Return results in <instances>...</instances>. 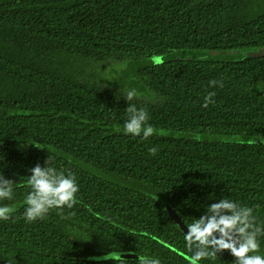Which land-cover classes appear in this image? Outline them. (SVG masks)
<instances>
[{
  "label": "trees",
  "instance_id": "obj_1",
  "mask_svg": "<svg viewBox=\"0 0 264 264\" xmlns=\"http://www.w3.org/2000/svg\"><path fill=\"white\" fill-rule=\"evenodd\" d=\"M249 51H264V0H0V172L16 182L0 201L14 209L0 264H117L111 252L187 264L169 209L186 230L221 198L264 221V57L235 55ZM173 52L194 55L152 61ZM114 59L147 61L136 88L158 101H133L156 130L147 140L123 132L125 94L88 76ZM49 156L76 175L75 216L27 223L28 176ZM218 255L200 264H234Z\"/></svg>",
  "mask_w": 264,
  "mask_h": 264
},
{
  "label": "clouds",
  "instance_id": "obj_2",
  "mask_svg": "<svg viewBox=\"0 0 264 264\" xmlns=\"http://www.w3.org/2000/svg\"><path fill=\"white\" fill-rule=\"evenodd\" d=\"M209 85L220 88L224 86L222 81L216 80L209 81ZM214 96V92H209L204 97L202 106L207 108L209 104H214ZM136 98V89L126 91L128 106L125 109L127 119L123 132L125 135L147 140L156 130L148 123L150 117L147 109L137 108L133 102ZM149 153L155 156L157 148H149ZM45 165L42 167L37 164L28 176L30 191L25 197L26 207L23 213L27 223L44 220L51 210H58L57 214L63 219L75 216V212L64 215L65 209H73L78 203L77 193L80 189L75 173L58 170L52 165L51 156L45 161ZM15 184V181L6 179L0 172V201L13 199ZM205 207L203 215L186 224L184 241L187 252L190 253L185 256L187 264H200L203 260L215 261L219 258L218 254L225 251L235 258L234 264H264V255L259 254L258 239L264 236V221H258L253 207L225 198ZM13 212L14 209L7 205L0 206V221H9ZM106 259H112L117 264H128L117 252L109 253ZM136 264H161V260L138 255Z\"/></svg>",
  "mask_w": 264,
  "mask_h": 264
},
{
  "label": "rangeland",
  "instance_id": "obj_3",
  "mask_svg": "<svg viewBox=\"0 0 264 264\" xmlns=\"http://www.w3.org/2000/svg\"><path fill=\"white\" fill-rule=\"evenodd\" d=\"M254 52H239L235 55H240L243 58H250L253 56H258ZM261 53V52H260ZM194 53L189 52H173L169 56H163L162 58H152V61H161L162 59H167L171 57L173 60L187 59L190 56H193ZM225 54H219L218 56L211 58L224 59ZM156 61V62H158ZM147 64L146 60L139 59H114L107 60L103 62H89L87 65V73L90 78L97 81L98 84L109 88L117 93L126 94L127 90L136 89L138 96L142 99H147L148 101L157 102L158 98L148 91L145 92L147 96H141L142 92L136 88V84L139 83L143 85L142 80H136V73L141 69L143 65ZM144 89L147 90V87ZM253 142H258L257 139H253ZM144 192H147L146 189H143Z\"/></svg>",
  "mask_w": 264,
  "mask_h": 264
},
{
  "label": "water",
  "instance_id": "obj_4",
  "mask_svg": "<svg viewBox=\"0 0 264 264\" xmlns=\"http://www.w3.org/2000/svg\"><path fill=\"white\" fill-rule=\"evenodd\" d=\"M261 52V53H260ZM259 53H258V56H260V57H264V51H260ZM168 213H169V215H170V217H171V219L180 227V229L184 232V233H186L187 232V230L185 229V227H184V225L180 222V220H179V217L176 215V213L175 212H173L172 211V209H169L168 210ZM117 253H119L120 254V256L124 259V260H126V261H135V260H138V256L137 255H135V254H133V253H131V252H117ZM110 260H112V259H110Z\"/></svg>",
  "mask_w": 264,
  "mask_h": 264
}]
</instances>
